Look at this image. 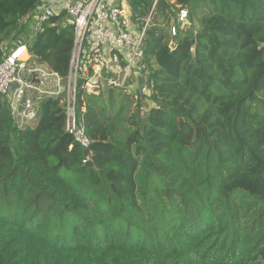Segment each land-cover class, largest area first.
I'll list each match as a JSON object with an SVG mask.
<instances>
[{"label": "trees", "instance_id": "1", "mask_svg": "<svg viewBox=\"0 0 264 264\" xmlns=\"http://www.w3.org/2000/svg\"><path fill=\"white\" fill-rule=\"evenodd\" d=\"M41 2L0 0V63ZM73 41L52 16L28 52L65 80ZM143 52L148 94L77 84L86 148L64 93L27 127L0 97V264H264V0H158Z\"/></svg>", "mask_w": 264, "mask_h": 264}, {"label": "built area", "instance_id": "2", "mask_svg": "<svg viewBox=\"0 0 264 264\" xmlns=\"http://www.w3.org/2000/svg\"><path fill=\"white\" fill-rule=\"evenodd\" d=\"M157 1L153 0L138 25L128 0H42L29 23L30 35L18 39L0 63V97H8V89L13 82L19 84L10 100L12 114L18 119L17 125H33L37 121L40 99L64 93L61 103L65 105L66 130L86 148L89 140L83 121L75 111L77 84L83 81L81 86L88 93H98L99 87L104 85L123 88L137 98L140 85L132 81L131 76L137 75L141 68L143 40L155 17ZM62 14L64 23L73 29L74 39L69 74L65 80L45 64L33 60L27 46L47 19ZM189 26L187 8L179 6L174 22L168 26L170 37ZM141 86L140 93L148 94L149 88Z\"/></svg>", "mask_w": 264, "mask_h": 264}, {"label": "water", "instance_id": "3", "mask_svg": "<svg viewBox=\"0 0 264 264\" xmlns=\"http://www.w3.org/2000/svg\"><path fill=\"white\" fill-rule=\"evenodd\" d=\"M131 11L132 13L134 14V16L136 17L137 16V10L135 7H132L131 8ZM137 24L140 25L141 24V19L140 18H137ZM19 87V84L17 82H13L10 86H9V89H8V99L11 100L12 99V94L14 92L15 89H17ZM142 90V86H140L139 88V93L141 92ZM87 151L84 150V155H86ZM87 164L91 165V162L90 161H87Z\"/></svg>", "mask_w": 264, "mask_h": 264}, {"label": "rangeland", "instance_id": "4", "mask_svg": "<svg viewBox=\"0 0 264 264\" xmlns=\"http://www.w3.org/2000/svg\"><path fill=\"white\" fill-rule=\"evenodd\" d=\"M124 1V0H123ZM175 2V0H172V3H174ZM180 6V4H175V7H176V9L178 8ZM171 22H172V20H171ZM63 82V85L65 84V82L64 81H62Z\"/></svg>", "mask_w": 264, "mask_h": 264}, {"label": "crops", "instance_id": "5", "mask_svg": "<svg viewBox=\"0 0 264 264\" xmlns=\"http://www.w3.org/2000/svg\"><path fill=\"white\" fill-rule=\"evenodd\" d=\"M41 64L43 65L44 63H41ZM15 120H16V122L18 121V119L16 117H15ZM35 124H36V122L31 126H34Z\"/></svg>", "mask_w": 264, "mask_h": 264}]
</instances>
